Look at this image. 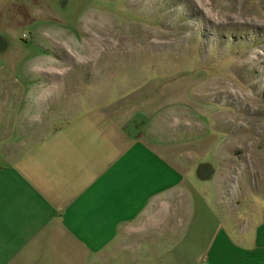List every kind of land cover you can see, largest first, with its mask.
<instances>
[{
  "label": "crops",
  "instance_id": "0c3cea01",
  "mask_svg": "<svg viewBox=\"0 0 264 264\" xmlns=\"http://www.w3.org/2000/svg\"><path fill=\"white\" fill-rule=\"evenodd\" d=\"M74 1L0 0V264H264V171L252 191L221 139L187 134L184 88L76 107L59 58L30 50L66 46Z\"/></svg>",
  "mask_w": 264,
  "mask_h": 264
},
{
  "label": "rangeland",
  "instance_id": "374dc122",
  "mask_svg": "<svg viewBox=\"0 0 264 264\" xmlns=\"http://www.w3.org/2000/svg\"><path fill=\"white\" fill-rule=\"evenodd\" d=\"M74 2L73 12L59 14L53 33L66 46L30 50L59 58L69 88L75 85L76 107L129 99L150 81L184 88L188 102L175 107L187 111V134L221 139L220 152H231L233 168L258 190L251 172L264 171V0ZM192 107L197 116L189 114ZM239 184L235 179L230 190Z\"/></svg>",
  "mask_w": 264,
  "mask_h": 264
},
{
  "label": "built area",
  "instance_id": "2783aa9c",
  "mask_svg": "<svg viewBox=\"0 0 264 264\" xmlns=\"http://www.w3.org/2000/svg\"><path fill=\"white\" fill-rule=\"evenodd\" d=\"M27 38V36H24V39Z\"/></svg>",
  "mask_w": 264,
  "mask_h": 264
}]
</instances>
